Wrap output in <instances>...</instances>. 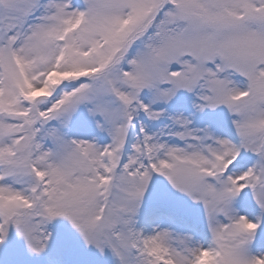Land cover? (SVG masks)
<instances>
[{"label":"snow or ice","instance_id":"obj_1","mask_svg":"<svg viewBox=\"0 0 264 264\" xmlns=\"http://www.w3.org/2000/svg\"><path fill=\"white\" fill-rule=\"evenodd\" d=\"M0 264H264V0H0Z\"/></svg>","mask_w":264,"mask_h":264}]
</instances>
